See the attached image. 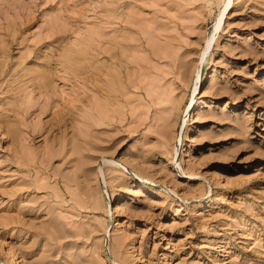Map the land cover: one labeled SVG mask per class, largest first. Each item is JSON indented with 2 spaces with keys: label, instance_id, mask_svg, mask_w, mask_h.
<instances>
[{
  "label": "rangeland",
  "instance_id": "rangeland-1",
  "mask_svg": "<svg viewBox=\"0 0 264 264\" xmlns=\"http://www.w3.org/2000/svg\"><path fill=\"white\" fill-rule=\"evenodd\" d=\"M228 2L0 0V264H264V0Z\"/></svg>",
  "mask_w": 264,
  "mask_h": 264
},
{
  "label": "bare ground",
  "instance_id": "bare-ground-1",
  "mask_svg": "<svg viewBox=\"0 0 264 264\" xmlns=\"http://www.w3.org/2000/svg\"><path fill=\"white\" fill-rule=\"evenodd\" d=\"M229 2H230V0H229ZM229 2L227 3V4H229ZM198 74V76H199V74H200V70L197 72ZM176 99V98H175ZM175 99L173 100V102L175 101ZM178 102H176V104H177V106H176V108H177V110H179L180 111V109H181V107H182V105H184V101L183 100H181L180 102H179V100H177ZM172 102V103H173ZM199 102V105H198V108L200 107V106H204V105H206L207 103H206V100L205 99H202V100H199L198 101ZM203 103V104H202ZM173 105H175V103H173ZM192 107H193V104H192V102L188 105V107L185 109L186 111H183V112H186V114H185V116H188V114H189V112H190V110H192ZM176 110V109H175ZM177 113V112H176ZM182 113V112H181ZM174 116L176 117V115H175V113H174ZM169 118V117H168ZM171 118V117H170ZM174 119V118H173ZM169 121V120H168ZM170 121H171V119H170ZM173 121V120H172ZM174 121H176V120H174ZM173 121V122H174ZM169 124V123H168ZM175 126V125H174ZM145 188V186H144V184H141V185H139L138 186V189H136V191H135V193L137 192V193H140L141 191H143V189ZM91 197V196H90ZM96 197H97V195H96ZM98 199H99V197H97ZM125 198V197H124ZM97 200V199H96ZM122 200H123V198H122ZM97 204V203H96ZM99 206V205H98ZM98 208V207H97ZM82 231H83V229H82Z\"/></svg>",
  "mask_w": 264,
  "mask_h": 264
}]
</instances>
